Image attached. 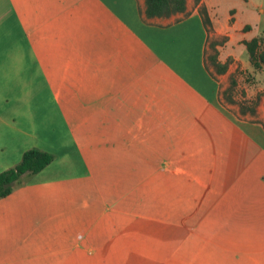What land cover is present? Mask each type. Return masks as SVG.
<instances>
[{
  "label": "crops",
  "instance_id": "obj_1",
  "mask_svg": "<svg viewBox=\"0 0 264 264\" xmlns=\"http://www.w3.org/2000/svg\"><path fill=\"white\" fill-rule=\"evenodd\" d=\"M233 11L219 18L210 0H186L183 12L149 17L144 0H0V171L31 147L53 155L0 198V264H264V239L226 233L225 215L182 234L181 222L136 210L133 192L110 206L87 193L93 173L161 190L170 163L181 184L208 188L192 172L200 148L183 151L195 137L164 139L177 142L200 115L227 116L264 150V123L221 97L231 65L216 73L205 64L212 36L249 40Z\"/></svg>",
  "mask_w": 264,
  "mask_h": 264
},
{
  "label": "rangeland",
  "instance_id": "obj_2",
  "mask_svg": "<svg viewBox=\"0 0 264 264\" xmlns=\"http://www.w3.org/2000/svg\"><path fill=\"white\" fill-rule=\"evenodd\" d=\"M190 3H194L193 0H190ZM210 3L219 18L228 10H234L236 18L248 22L250 26V31L244 38L250 40L256 36L257 39L254 59L249 60L250 63L244 67H241L236 58L242 62L248 60L243 44L246 40L239 39L237 33L231 41L226 35L212 36L209 40L214 41L218 47L211 49L208 46L206 54L215 51L216 56H223L228 53L224 61L233 68L222 78L227 84L226 88L228 86L231 88L228 94L230 100L226 101L222 97V92L221 97L224 102L235 107L242 118L264 123V62L258 58L259 53L264 52V0H210ZM247 28L248 25H245L243 30ZM235 63L236 66L233 67ZM249 132H251L249 129H244L221 114L216 117L200 115L190 119L183 124L182 132L178 131L177 142L174 140L175 135L168 132L164 135L166 142L171 145L173 142L181 144L182 135L183 138L195 137L194 146L189 145L186 149L183 148V151L186 155H192L197 149L196 146L200 148L199 161L193 158L196 168L192 172H196L199 178L207 183L208 188L186 177H183L181 184L175 176H170L171 169L175 166L174 163H170L165 170L167 180L162 182L161 190L154 184L144 187L141 180L113 181L107 176L93 173L87 180V183L90 182L88 200L95 196L94 200L99 202L98 196L103 195L104 205L110 206L118 194L133 192L137 200L134 203L129 200L130 205L131 203L135 205V209L142 214H156L164 221L181 222L178 231H183L182 234L190 230L191 234L196 236L198 229L192 228V224L201 217L217 218L225 215L222 218H225L226 225H229L223 227L226 233L233 237L264 239V194L256 192V187L264 183V150L259 145L261 142L255 133ZM185 162L193 161L188 159ZM179 166L191 165L183 163ZM245 178L255 180L247 181ZM218 179L222 182H218ZM111 192L114 195L110 196ZM224 197H228L225 205ZM240 197L243 198L241 201ZM218 204H221V212ZM214 205L218 211H213ZM156 207H161L162 212H155ZM261 248L264 249V244Z\"/></svg>",
  "mask_w": 264,
  "mask_h": 264
},
{
  "label": "trees",
  "instance_id": "obj_3",
  "mask_svg": "<svg viewBox=\"0 0 264 264\" xmlns=\"http://www.w3.org/2000/svg\"><path fill=\"white\" fill-rule=\"evenodd\" d=\"M186 0H144L145 14L151 16H169L177 12H183L185 9ZM199 0H193L196 4ZM199 13L203 24L208 23L205 8L200 5L198 7ZM257 39L255 37L250 40L243 41L249 60H253L255 56V46ZM214 41H210L208 46L214 49ZM207 51V50H206ZM205 51V64L211 65L216 73L224 72L227 62L220 63L216 59V52L213 51L211 54H206ZM259 61L264 62V52L259 53ZM255 64V63H253ZM233 84V83H232ZM230 86L222 91V97L229 101L228 94L230 92ZM243 111V109H241ZM53 155L49 152L42 151L38 148H28L24 150L20 156L18 162L13 166L8 167L0 171V198L9 194L18 181L22 174L32 175L40 171L45 167L51 160Z\"/></svg>",
  "mask_w": 264,
  "mask_h": 264
}]
</instances>
